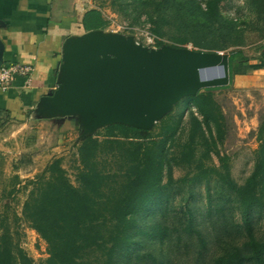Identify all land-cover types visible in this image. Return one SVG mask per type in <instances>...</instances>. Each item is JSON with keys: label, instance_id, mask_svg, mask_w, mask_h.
Segmentation results:
<instances>
[{"label": "rangeland", "instance_id": "obj_1", "mask_svg": "<svg viewBox=\"0 0 264 264\" xmlns=\"http://www.w3.org/2000/svg\"><path fill=\"white\" fill-rule=\"evenodd\" d=\"M205 3L206 0H93L106 22L103 30L132 35L144 45L162 42L178 46L179 38H187L194 45L196 41L203 42L202 47H196L199 50L221 48L228 54L243 50L251 57L261 54L264 22L248 0L222 2V23L207 19ZM236 75L230 76L227 86L216 90L215 97L227 117V136L220 150L230 155L232 175L243 183L254 167L256 133L264 115V73L251 74L254 77L242 82ZM195 111L186 97L172 109L171 118L183 114L186 127ZM70 122L72 128L63 138L59 129L64 122L52 120L48 127L28 128L0 118V224L3 222L11 230L15 241L37 264L47 257V244L23 219L22 208L32 188L30 181L56 157H63L68 176L77 184L79 161L75 146L80 129L73 120ZM214 161L218 163L215 156ZM189 174L186 168L175 166V182L137 218L135 227L150 231L160 225L167 228L166 235L151 238L136 234L128 255L121 254L115 264H213L219 256L244 249L249 233L236 196L215 178L183 181ZM167 181L165 170L163 182ZM251 227L257 239L264 238V209L252 210ZM244 264L256 263L247 260Z\"/></svg>", "mask_w": 264, "mask_h": 264}, {"label": "trees", "instance_id": "obj_2", "mask_svg": "<svg viewBox=\"0 0 264 264\" xmlns=\"http://www.w3.org/2000/svg\"><path fill=\"white\" fill-rule=\"evenodd\" d=\"M224 1L206 0L204 11L210 22L224 21L220 11ZM248 2L264 22V0ZM83 25L85 31L104 29L100 9L89 10ZM178 43L185 46L187 38H179ZM203 45L196 41L194 46ZM229 55L231 77L246 72L254 60L264 61V49L256 57L243 50ZM219 88H206L187 97L196 111L186 127L183 114L172 119L170 112L151 130L117 123L81 140L75 146L77 184L68 176L63 157H56L31 180L22 216L47 244V257L40 264H115L121 254L128 255L136 234L151 238L166 235L167 228L160 225L150 231L135 226L141 212L175 182V166L190 173L183 181L217 179L239 202L249 240L244 249L219 256L213 264H244L247 260L264 264V238L257 239L251 227L252 210L264 209V115L256 133L253 170L238 183L232 175L230 155L220 150L227 136V117L215 97ZM165 170L167 183L163 182ZM0 264H37L3 222Z\"/></svg>", "mask_w": 264, "mask_h": 264}, {"label": "water", "instance_id": "obj_3", "mask_svg": "<svg viewBox=\"0 0 264 264\" xmlns=\"http://www.w3.org/2000/svg\"><path fill=\"white\" fill-rule=\"evenodd\" d=\"M4 44L0 40V53ZM228 53L170 44L150 47L103 29L65 39L57 87L43 95L38 118L73 120L78 142L125 124L151 130L182 99L230 83Z\"/></svg>", "mask_w": 264, "mask_h": 264}, {"label": "crops", "instance_id": "obj_4", "mask_svg": "<svg viewBox=\"0 0 264 264\" xmlns=\"http://www.w3.org/2000/svg\"><path fill=\"white\" fill-rule=\"evenodd\" d=\"M93 8V0H0V40L4 44L0 66L24 62L34 68L30 85L18 77L8 90L0 89V118L28 128L49 125L52 119L36 117V107L43 95L57 87L65 39L86 32L83 19ZM250 65L236 75L238 81L264 73V61L254 60ZM70 123L67 120L59 129L63 138L72 128Z\"/></svg>", "mask_w": 264, "mask_h": 264}, {"label": "built area", "instance_id": "obj_5", "mask_svg": "<svg viewBox=\"0 0 264 264\" xmlns=\"http://www.w3.org/2000/svg\"><path fill=\"white\" fill-rule=\"evenodd\" d=\"M150 47H158L157 44ZM184 47L197 49L192 42H188ZM33 66L24 62H14L0 66V89L8 90L13 82L22 77L27 85L32 82Z\"/></svg>", "mask_w": 264, "mask_h": 264}]
</instances>
